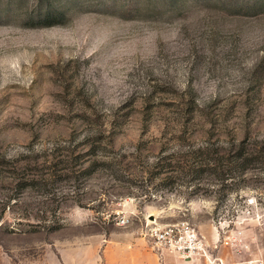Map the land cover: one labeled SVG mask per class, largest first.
<instances>
[{
	"label": "rangeland",
	"instance_id": "obj_1",
	"mask_svg": "<svg viewBox=\"0 0 264 264\" xmlns=\"http://www.w3.org/2000/svg\"><path fill=\"white\" fill-rule=\"evenodd\" d=\"M179 220L264 258V0H0V264H157Z\"/></svg>",
	"mask_w": 264,
	"mask_h": 264
},
{
	"label": "built area",
	"instance_id": "obj_2",
	"mask_svg": "<svg viewBox=\"0 0 264 264\" xmlns=\"http://www.w3.org/2000/svg\"><path fill=\"white\" fill-rule=\"evenodd\" d=\"M127 222V219L121 220L122 224ZM140 234L159 256L167 253L183 260L203 258L208 264H226L218 255L214 256L208 251L209 245L204 236L188 220L166 224L146 223ZM228 244L233 243L225 237L221 245ZM217 246L218 244L215 243L213 248ZM244 263L264 264V258L253 256L244 260Z\"/></svg>",
	"mask_w": 264,
	"mask_h": 264
},
{
	"label": "crops",
	"instance_id": "obj_3",
	"mask_svg": "<svg viewBox=\"0 0 264 264\" xmlns=\"http://www.w3.org/2000/svg\"><path fill=\"white\" fill-rule=\"evenodd\" d=\"M155 255H156L157 264H208L203 258H199L196 260H183V259L176 258L167 253H163L160 256L157 253H155ZM218 256L222 258L223 261L227 264L225 258H223L220 255Z\"/></svg>",
	"mask_w": 264,
	"mask_h": 264
},
{
	"label": "trees",
	"instance_id": "obj_4",
	"mask_svg": "<svg viewBox=\"0 0 264 264\" xmlns=\"http://www.w3.org/2000/svg\"><path fill=\"white\" fill-rule=\"evenodd\" d=\"M60 15H61V13L46 14L43 16V18H42L43 23H41L40 25H45V26L52 25L56 22L54 20H58L57 18ZM238 156H240L242 158V160L239 164L241 166H243V169L245 168L246 164H248L250 161L254 160V159H251V158H248L247 156H245L243 152H240Z\"/></svg>",
	"mask_w": 264,
	"mask_h": 264
}]
</instances>
